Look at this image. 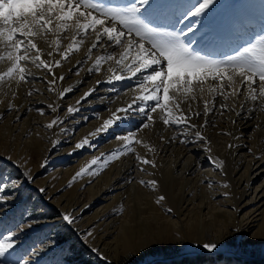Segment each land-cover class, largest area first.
<instances>
[{"label": "bare ground", "instance_id": "1", "mask_svg": "<svg viewBox=\"0 0 264 264\" xmlns=\"http://www.w3.org/2000/svg\"><path fill=\"white\" fill-rule=\"evenodd\" d=\"M181 1V4H174L173 9L167 10L170 17L158 15V18L147 22L166 31L186 30V25L180 28L181 23H177L185 3V0ZM101 2L116 6L115 0ZM238 3L236 11L232 10L235 19L228 18L231 5L237 6ZM226 5L228 7L222 12L225 18L219 21L218 16L210 29L219 27L224 21L228 23L227 32L232 33L236 24L230 23H236L244 16L253 20L252 26L247 24L243 28L235 51L247 45L248 35L264 36L255 34V31H264V0H232ZM197 34L205 35L204 30ZM188 36L190 34L182 37L185 42ZM38 44L46 47L42 42L38 41ZM230 44L229 40L224 46ZM202 47L197 51L217 55L223 49L220 46L216 51L209 50L205 44ZM107 51L119 57L121 49L108 47ZM102 54L104 49L93 50L94 57ZM84 55L82 48L68 62L62 61L61 67L53 69L57 79L51 87H55L56 92L50 91L47 83L53 76L31 64L27 67L35 74L34 78H29L27 83L21 82L19 87L13 82L11 89H0V151L11 154L14 160L17 158L24 162L26 167L32 165V172L40 162L46 161L50 165L45 178L39 181L41 187L48 189V198L53 197L65 213H71L77 219L81 229L98 236L93 242L101 256L113 261L122 252L140 247L150 253L156 238L169 241L184 237L188 252L203 251L198 245L217 243L216 238L224 239L230 226H235L240 236L251 231L264 233V111L258 104L245 101L243 88L238 97H230L227 101L217 96L216 108L206 117L202 113L200 117L191 118L190 122L198 126L208 120L205 127L198 128L207 138L206 142L182 143V140H193L195 130L166 126L155 119L157 113L152 114L155 123L141 128V123L146 121L144 113L139 111L132 112L129 119L118 127L89 136L112 112L132 104L141 92L137 84L139 74L131 77L130 73L117 70V74L130 78L108 82L111 75L108 68L112 62L103 64L99 72L89 73L87 68L92 66V61L77 65ZM133 56L134 53L125 62L130 63ZM43 58L48 59L46 55ZM54 59H60L59 55L54 54ZM77 68L80 69L78 74ZM60 75L65 77L63 81L58 79ZM98 80L102 82L97 84ZM70 86L72 92L58 97V91ZM150 86V82H146L145 87ZM91 89L95 90L81 99ZM29 91L31 95H28ZM205 98L210 99L207 93ZM9 102L14 105L11 110ZM221 102L230 107L235 105V110L219 109ZM48 105L55 107L56 111H51ZM137 105L143 106L136 100L133 107ZM241 105L245 110H241ZM69 106L78 111L70 113ZM181 108L186 114V105L181 104ZM57 118L62 123L46 127ZM129 132L136 133V139L142 141L132 144L135 152L124 150V142L118 139ZM185 132L187 135H182ZM85 137H88L90 146L77 149L76 144ZM144 144L155 151H149ZM208 148L211 152L207 151ZM118 149L121 154L109 160V155ZM137 154L154 160L156 166L143 164L136 158ZM30 156L32 159L28 160ZM95 158H98L97 163L91 165L89 173L73 181L75 174ZM212 161H223L222 170ZM142 180H156L157 187L153 189L147 183L142 184ZM68 182H75L71 197H55L56 191ZM161 195L165 199L157 204L156 199ZM168 208L172 209L170 213L166 211ZM36 227L40 228L41 224Z\"/></svg>", "mask_w": 264, "mask_h": 264}, {"label": "snow or ice", "instance_id": "2", "mask_svg": "<svg viewBox=\"0 0 264 264\" xmlns=\"http://www.w3.org/2000/svg\"><path fill=\"white\" fill-rule=\"evenodd\" d=\"M227 7L222 0H185L177 23L187 22L186 30L175 32L153 27L147 22L157 13L173 9L172 0H135L126 6H107L101 0H0V89H11L13 82L19 87L21 82L27 83L29 78H34L35 74L27 67L31 64L53 76L47 83L50 85L49 90L56 92V88L51 87L57 79L53 69L61 67L62 61L68 62L73 54H79L84 48V58L78 60L77 65L92 61V66L87 68V71L92 73L99 72L103 64L112 62L108 68L111 73L108 82L130 78L117 74V70L130 73L131 77H137L139 74L137 84L141 94L136 100L143 105L134 108V100L125 108L117 109L100 127L89 133V136H95L114 126L118 127L129 119L132 112L139 111L144 113L146 121L141 123V128H148L155 123V119H159L166 126H183L189 131L195 130L193 140H182V143L206 142L207 138L198 128L205 127L208 120L205 119L204 124L199 126L190 121L193 116L200 117L203 113L206 117L212 112L216 108L217 96L227 101L230 97H238L243 88L245 101L258 104L259 109L264 111V36L224 59L201 54L182 38L208 30ZM38 41L46 47L39 46ZM108 47L121 49L119 57L108 53ZM98 48L104 49V54L94 57L93 50ZM133 53L131 62L126 63ZM54 54L59 55L60 59H54ZM45 55L48 59L43 58ZM79 70L77 68V74ZM58 79L63 81L65 77L60 75ZM101 82L98 80L97 84ZM146 82H150V88L145 87ZM94 90L84 93L81 99L89 96ZM72 91L70 86L58 91L57 95L62 98ZM205 93L210 99L205 98ZM12 94L14 98L15 92ZM31 94L29 91L28 95ZM181 104L186 105V114ZM193 104H196L195 109ZM13 107L9 102V110ZM47 107L53 112L56 111L52 105ZM219 109L233 111L235 105L230 107L221 102ZM241 110H245L243 105ZM39 111L43 114L42 109ZM68 111L71 113L78 109L69 106ZM153 113H157L155 119ZM239 114L237 112V115ZM58 123H62L59 118L51 121L46 127L52 128ZM182 135L186 136L187 132ZM118 139L124 142V150L132 152H135L132 147L134 142L142 143L136 139V133L133 132ZM85 145L90 146L88 137L78 142L76 148ZM144 147L155 151L147 144H144ZM207 151L211 152V149L208 148ZM119 154L120 149L112 152L108 159H115ZM136 158L143 164L156 166L154 160L139 154ZM5 159L20 167L19 162L12 160L10 155ZM97 160L98 158H95L82 167L73 177V181L88 174L91 165L96 164ZM212 163L222 170L223 161ZM22 175L28 181L34 180L30 170H25ZM141 183H147L153 189L158 184L156 180H142ZM17 187V180L0 179V189ZM38 191L44 192L45 189L39 188ZM164 199L161 195L156 199V203L160 204ZM2 203H6V200L0 195V204ZM120 210L123 211L122 206ZM166 211L170 213L172 209L168 208ZM62 219L69 225L75 221L71 213H62ZM27 227L30 228L31 225ZM15 229L0 225V264H31L18 250L19 234L24 231V226L17 224ZM91 235L92 233L88 232L85 240ZM198 246L208 253H214L219 248L216 242H205ZM38 254L35 250L28 253L33 256Z\"/></svg>", "mask_w": 264, "mask_h": 264}, {"label": "rangeland", "instance_id": "3", "mask_svg": "<svg viewBox=\"0 0 264 264\" xmlns=\"http://www.w3.org/2000/svg\"><path fill=\"white\" fill-rule=\"evenodd\" d=\"M231 1L222 0L225 5ZM239 5L240 3L237 6L231 5L228 18L235 19L236 15L233 13ZM233 9L235 10L232 12ZM222 12L219 21L225 18ZM2 152L0 151V179L17 180L18 187L0 189V195L6 200V203L0 204V225L14 230L17 224L24 226V231L19 234L18 250L31 264H264V233L256 234L251 231L240 236L235 226H230L224 239L216 238L222 247L214 253L206 250L188 252V243L184 237L169 241L156 238L150 253L140 247L127 253L122 252L110 261L95 248L97 235H91L85 240L88 232L81 229L77 219L69 225L62 219V213H65L62 205L54 201L53 197H47L48 189L38 191L43 188L39 181L45 178L50 165L40 162L39 167L32 172V165L26 167L24 162L15 157L14 160L11 154ZM9 155L12 160H18L20 167L5 159ZM30 159L31 156L28 160ZM25 170H30L33 181L23 177ZM74 187L75 182H68L56 191L55 197H71ZM38 224H41L40 228L36 227ZM28 225L31 227H27ZM30 250L39 254L28 255Z\"/></svg>", "mask_w": 264, "mask_h": 264}]
</instances>
